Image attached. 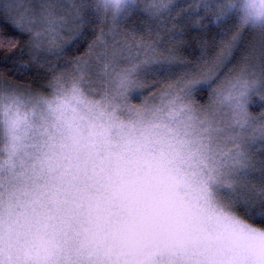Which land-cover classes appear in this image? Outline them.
Listing matches in <instances>:
<instances>
[{
	"label": "snow or ice",
	"instance_id": "obj_1",
	"mask_svg": "<svg viewBox=\"0 0 264 264\" xmlns=\"http://www.w3.org/2000/svg\"><path fill=\"white\" fill-rule=\"evenodd\" d=\"M261 19L264 0H0V264H264V45L229 67ZM34 71L44 93L5 78Z\"/></svg>",
	"mask_w": 264,
	"mask_h": 264
},
{
	"label": "rangeland",
	"instance_id": "obj_2",
	"mask_svg": "<svg viewBox=\"0 0 264 264\" xmlns=\"http://www.w3.org/2000/svg\"><path fill=\"white\" fill-rule=\"evenodd\" d=\"M34 3L38 2V0H33ZM96 0H90V3H95ZM121 28H125L127 30H136L135 34L137 36H144L146 39L148 36L151 35L145 27V22L142 17L140 16H130L126 18L121 25ZM143 29V30H141ZM239 31L241 32V40L243 41V45H238V51L234 52L233 55L235 56V60L229 61V67L232 69L234 74H239L245 67H248L250 70H258L255 66L259 63L258 53L262 45H264V29L259 28H252L250 26H245L240 28ZM214 35V34H213ZM207 42V40H206ZM199 47V45H197ZM249 50H252L253 53L250 55ZM220 49L217 45L212 44V41L206 43L205 47V55L209 59H215L216 53L219 52ZM62 58L56 60L55 62L60 63ZM65 61H62L60 65H63ZM71 71V67L68 68ZM223 71V69H220ZM160 70L156 68H149L146 69V75L142 76L139 79V83H142L145 87L149 84L153 83V77L159 78L158 72ZM23 87V86H21ZM25 88V87H23ZM29 89V88H25ZM257 177L259 173L256 174ZM259 186L258 180L255 181Z\"/></svg>",
	"mask_w": 264,
	"mask_h": 264
},
{
	"label": "trees",
	"instance_id": "obj_3",
	"mask_svg": "<svg viewBox=\"0 0 264 264\" xmlns=\"http://www.w3.org/2000/svg\"><path fill=\"white\" fill-rule=\"evenodd\" d=\"M205 40H207V42H211V40L207 39V37L205 38ZM206 42V43H207ZM199 45V43L197 44ZM75 51V50H74ZM82 55V52L80 53ZM65 59H74V57H67V58H62V60L60 61V63L55 62L57 64H61L62 61H65ZM6 79L10 80V82L12 83H16L19 84L20 86H23L25 88H29L32 91L38 92V93H44V83H45V77H44V73L42 72H32L29 73L28 75L24 76L23 78H15V77H5ZM255 221L264 223V218H260V217H256L254 218ZM249 221L252 222L253 218L249 217Z\"/></svg>",
	"mask_w": 264,
	"mask_h": 264
},
{
	"label": "clouds",
	"instance_id": "obj_4",
	"mask_svg": "<svg viewBox=\"0 0 264 264\" xmlns=\"http://www.w3.org/2000/svg\"><path fill=\"white\" fill-rule=\"evenodd\" d=\"M248 26L253 27L252 24H249ZM255 28L264 29V19H261L260 21H257L254 25Z\"/></svg>",
	"mask_w": 264,
	"mask_h": 264
}]
</instances>
